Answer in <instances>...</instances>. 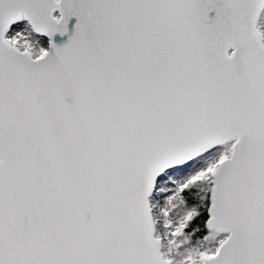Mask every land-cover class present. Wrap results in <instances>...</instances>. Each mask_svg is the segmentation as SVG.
<instances>
[{
	"label": "snow or ice",
	"instance_id": "obj_1",
	"mask_svg": "<svg viewBox=\"0 0 264 264\" xmlns=\"http://www.w3.org/2000/svg\"><path fill=\"white\" fill-rule=\"evenodd\" d=\"M0 264H264V0H0Z\"/></svg>",
	"mask_w": 264,
	"mask_h": 264
}]
</instances>
